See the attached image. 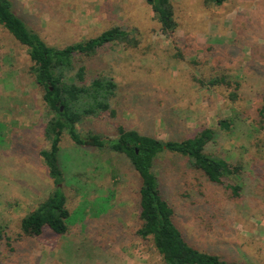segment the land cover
Returning <instances> with one entry per match:
<instances>
[{
	"label": "rangeland",
	"instance_id": "rangeland-1",
	"mask_svg": "<svg viewBox=\"0 0 264 264\" xmlns=\"http://www.w3.org/2000/svg\"><path fill=\"white\" fill-rule=\"evenodd\" d=\"M10 1L52 47L114 27L136 41L108 44L93 57L77 60L86 67V83L104 76L118 88L111 104L115 116L85 120L77 126L82 137L93 133L107 143L123 127L166 141L216 127L222 118L235 120L231 138L216 147L231 163L243 157L241 183L226 178L224 185L203 181L198 188L193 170L171 154L156 160L154 172L191 246L227 264H264V125L256 115L264 97V0H226L212 8L201 0H171L177 36L213 46L206 58L197 48L201 68L195 69L175 57L145 0ZM31 65L25 48L0 27V264H161L151 241L137 233L141 181L128 159L107 147L77 146L67 134L58 161L67 206L77 214L69 234L59 237L45 230L31 237L20 232V220L53 187L37 156L47 148L42 129L50 114ZM194 73L204 82L209 74L223 76L239 87L208 89L193 80ZM231 93L237 97L230 98ZM234 184L241 186L239 196L226 187ZM193 195L200 202L191 201Z\"/></svg>",
	"mask_w": 264,
	"mask_h": 264
},
{
	"label": "trees",
	"instance_id": "trees-1",
	"mask_svg": "<svg viewBox=\"0 0 264 264\" xmlns=\"http://www.w3.org/2000/svg\"><path fill=\"white\" fill-rule=\"evenodd\" d=\"M225 1L201 0L203 7L206 8L220 7ZM145 2L151 8L162 33L171 43L175 57L187 61L194 69L201 68L198 67L200 62L195 54L197 48L203 49L206 58L214 51L213 46L197 45L177 36L179 22L171 0H145ZM0 27L25 48L32 64L30 72L42 90V101L50 114L42 129L47 148L38 150L37 156L47 169L53 187L49 194L20 220V232L24 236L31 237H40L45 230L59 237L69 234V228L77 214H71L67 206L68 199L62 190L65 178L58 161L61 139L67 134L77 146L90 145L97 149L107 147L128 159L141 181L137 215L140 228L137 233L140 237L151 241L152 247L161 259V264H227L218 256L199 250L186 241L183 230L174 221V206L161 191L154 167L160 156L171 154L183 158L186 166L193 170L198 188H201L203 181L224 185L226 178L239 180L241 183L244 170L243 157L231 163L227 157L222 156L223 152L218 151V146L216 147L223 139L231 138L237 126L235 120L222 118L217 121L216 127H202L189 137L166 141L123 127H119L118 136L107 143L101 141L100 135L93 133L82 137L77 126L85 120L107 114L111 117L115 116L116 112L111 104L118 88L113 79L104 76L94 77L86 83V67L78 64L77 60L93 57L100 48L108 44L122 43L129 46V44L136 45V41L132 43L130 33L126 30L114 27L96 37L63 48L52 47L27 26L26 20L16 13L10 0H0ZM193 76L195 82L208 89L231 86V84L235 89L239 87L238 83H231L223 76L209 74L205 82L202 78L200 80L195 78V73ZM236 97V93L230 94V98ZM262 101L263 104L258 108L256 115L258 124L264 125V97ZM238 143L241 144L240 148L244 145L241 140ZM255 170L251 168L252 172ZM226 187L234 196H239L241 192L239 184ZM196 198L200 202L197 196H190L189 199L194 201L193 199Z\"/></svg>",
	"mask_w": 264,
	"mask_h": 264
}]
</instances>
